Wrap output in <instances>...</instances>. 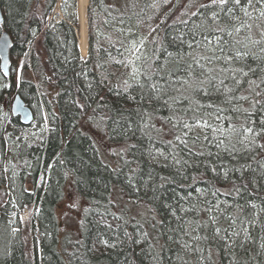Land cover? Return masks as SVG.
<instances>
[{"label":"trees","instance_id":"obj_1","mask_svg":"<svg viewBox=\"0 0 264 264\" xmlns=\"http://www.w3.org/2000/svg\"><path fill=\"white\" fill-rule=\"evenodd\" d=\"M59 2L54 17L63 19L49 23ZM77 3L1 0L14 70L9 79L0 70V264H264V5L253 0L251 17L237 8L238 20L213 22L217 9L200 7L210 0L176 15L181 0H90L82 59ZM17 93L34 118L47 113L48 132L30 134L31 124L4 116ZM215 119L234 131L224 144L187 134V125ZM89 126L125 152L105 162ZM68 176L89 207L83 243L65 260L55 207ZM8 195L20 211L40 205L41 258L5 226Z\"/></svg>","mask_w":264,"mask_h":264},{"label":"rangeland","instance_id":"obj_2","mask_svg":"<svg viewBox=\"0 0 264 264\" xmlns=\"http://www.w3.org/2000/svg\"><path fill=\"white\" fill-rule=\"evenodd\" d=\"M191 1L192 0H181L180 7L176 10L175 15L177 14V12L178 14H185V10L187 11L188 8L186 6H188ZM132 52L133 56L141 57L142 47H139L137 45L135 46V48H133ZM26 62V57H22L17 61L15 67L17 77L21 73L22 67ZM12 70H14L13 63L11 66V71ZM2 101L3 99L0 100V105ZM2 111L4 116L7 115L10 117V114L12 115V101H10L9 105L5 103V106H3ZM50 128L51 124L47 117V113L43 111L42 120H40V117H35L33 123L28 126L27 132L30 134H40L42 132L46 133L49 131ZM101 129H98V127L96 126H89L88 130L95 136L98 141V144H100L103 148V151H101V155L103 160L107 162L110 161V159L113 158L116 154H118L119 151H125L126 146L122 144L114 146L113 143L109 141L106 131ZM186 130L187 134L198 137L203 141H205L209 137H215L216 139H221L222 141V137L228 135L225 133V129H217V131L216 129L212 130L209 123L207 122L189 124L186 126ZM12 132L13 130H11V133ZM213 143H215V141H213ZM104 151L108 154H105ZM49 174V172H43L42 174H40L37 180L38 187L43 186L44 188L48 184ZM6 187H8V185L2 186V188ZM114 199L120 205L125 203V198L122 194L116 193L114 195ZM9 201L11 202V199L9 200L8 195V198H6V202ZM57 204L58 205L55 207V219L58 223V250L61 253L62 257H64L65 260H68V257H66L65 254H69L73 249H76L83 243V221L85 213L89 207V202L84 196L81 195L80 192H78L73 177L68 176L63 186L62 198L57 202ZM1 205L2 204H0V206ZM8 210H10V213L8 212L7 214L5 226L8 227V230L10 229V231L15 235L17 233H20L22 235L26 243L27 251L28 253H30V256H33V258H35V253L37 252L36 249L39 247V258H41V249L40 246L37 245L38 242H36L38 241L37 238H41L42 235V220L39 216L40 205L29 206L26 207L24 210L20 211V208L17 206V204H14V206L13 204H11ZM1 215L2 210L0 207V216ZM65 250L67 251L66 253L64 252Z\"/></svg>","mask_w":264,"mask_h":264},{"label":"snow or ice","instance_id":"obj_3","mask_svg":"<svg viewBox=\"0 0 264 264\" xmlns=\"http://www.w3.org/2000/svg\"><path fill=\"white\" fill-rule=\"evenodd\" d=\"M259 3L264 5V0H259ZM231 5V7H229ZM253 6V0H247L246 4H241V0H210L209 4H204L201 5V8L204 9H209V8H215L217 9L216 11H212L210 13V18L212 19L213 22H217L220 20L221 16H226L230 20H238L239 17L235 15V10L238 8L240 12L244 14L245 17H251V13L248 11L250 7ZM260 16L264 17V11H260ZM193 15H196L195 13ZM240 27H248L251 28L250 24H247L246 22L244 24H241ZM235 31L239 32L240 28H235ZM216 33H226L227 35L231 36L232 33L231 31H228L227 28H216L213 30ZM217 44L223 42L227 44V41H224L223 35H217L215 37ZM207 40V38H206ZM208 43H211V40H207ZM5 45H7V40H5ZM223 51V49H221ZM243 55H247V53H244ZM242 54L240 52L236 53V58L239 59L241 58ZM139 59V57H137ZM228 60H231L232 57H227ZM137 69L133 68V74H135ZM242 71V70H240ZM7 74V73H5ZM244 75H247V73H244ZM5 87H8V85H5ZM247 131L252 132L253 129L249 128ZM215 171V169H213ZM227 173H225V176ZM215 222V221H214ZM216 233L218 234L220 232L219 228L215 229ZM238 235V233H237Z\"/></svg>","mask_w":264,"mask_h":264},{"label":"water","instance_id":"obj_4","mask_svg":"<svg viewBox=\"0 0 264 264\" xmlns=\"http://www.w3.org/2000/svg\"><path fill=\"white\" fill-rule=\"evenodd\" d=\"M80 9V4H79ZM4 22L3 13L1 9L0 0V25ZM81 33V31H80ZM5 40H7V45H5ZM13 47V40L8 32H3L0 35V70L5 77L11 75V56L10 52ZM7 73V74H5ZM12 114L14 116H19L21 122L26 125H30L34 120V114L32 110L25 104L24 100L18 94L15 96L12 104Z\"/></svg>","mask_w":264,"mask_h":264},{"label":"bare ground","instance_id":"obj_5","mask_svg":"<svg viewBox=\"0 0 264 264\" xmlns=\"http://www.w3.org/2000/svg\"><path fill=\"white\" fill-rule=\"evenodd\" d=\"M79 4H80V11H78V14H79V16H80V18H79V20H80V31H81V33H80V31L79 32H77V34H78V40H79V47H78V49H80L79 50V52H81L82 53V56H85L86 54H87V51H88V29H87V19H86V9H87V7H88V4H89V0H79ZM52 21H60V20H58V19H56L55 17H53V16H51L50 18H49V23L50 22H52ZM37 37V36H36ZM36 37H34L33 39H30V43H32L33 42V40L36 38ZM38 37H41V36H38ZM139 41L138 42H135L134 44H133V48H135V46H139V47H142L143 46V44L145 43V41L147 40L146 39V36H144V35H142V37L140 36L139 37V39H138ZM2 73V72H1ZM3 74V73H2ZM4 76V75H3ZM11 76H9V77H5L4 76V78H6V79H9ZM19 93H17L16 95H18ZM15 95V96H16ZM209 120H211V119H209ZM216 120V122H221L219 125H218V127H220L219 129L220 130H222V129H225L226 130V134H228V137H229V135L230 134H234L233 132V129L226 123V122H224V121H217L218 119H215ZM205 122H207V123H209V125H210V127H211V129L213 130V128L214 129H216L217 130V126L215 125L216 124V122L215 123H213L212 121H205ZM192 124H195V123H192ZM218 129V130H219ZM223 139L224 138H226V137H222ZM222 142V144H224V140L223 141H221ZM214 144V143H213ZM125 152V151H124ZM2 189H4V190H6V192L8 193V194H10L11 193V189H10V187L8 186V187H6V188H2ZM9 191V192H8ZM6 201V200H5ZM2 201H0V203H1ZM11 202L13 203V204H18L17 203V201H15L14 199H11ZM74 251V249L70 252V253H72ZM65 252V251H64ZM66 253V252H65ZM65 256L66 257H68V254H65Z\"/></svg>","mask_w":264,"mask_h":264}]
</instances>
